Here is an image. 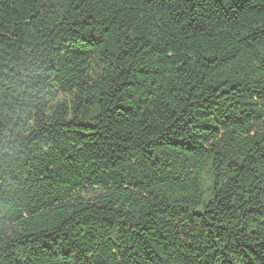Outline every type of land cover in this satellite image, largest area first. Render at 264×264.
Here are the masks:
<instances>
[{
    "label": "trees",
    "instance_id": "trees-1",
    "mask_svg": "<svg viewBox=\"0 0 264 264\" xmlns=\"http://www.w3.org/2000/svg\"><path fill=\"white\" fill-rule=\"evenodd\" d=\"M0 264H264V0H0Z\"/></svg>",
    "mask_w": 264,
    "mask_h": 264
},
{
    "label": "rangeland",
    "instance_id": "rangeland-1",
    "mask_svg": "<svg viewBox=\"0 0 264 264\" xmlns=\"http://www.w3.org/2000/svg\"><path fill=\"white\" fill-rule=\"evenodd\" d=\"M64 98L63 95H61L60 93H54L53 95V101L52 103H56L57 101H61Z\"/></svg>",
    "mask_w": 264,
    "mask_h": 264
}]
</instances>
